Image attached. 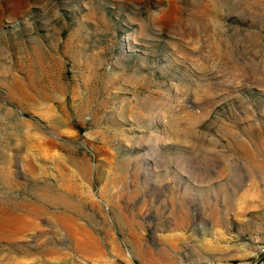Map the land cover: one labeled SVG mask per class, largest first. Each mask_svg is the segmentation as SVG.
Masks as SVG:
<instances>
[{
  "label": "rangeland",
  "instance_id": "374dc122",
  "mask_svg": "<svg viewBox=\"0 0 264 264\" xmlns=\"http://www.w3.org/2000/svg\"><path fill=\"white\" fill-rule=\"evenodd\" d=\"M2 200L4 263L264 264V0H0Z\"/></svg>",
  "mask_w": 264,
  "mask_h": 264
},
{
  "label": "bare ground",
  "instance_id": "6f19581e",
  "mask_svg": "<svg viewBox=\"0 0 264 264\" xmlns=\"http://www.w3.org/2000/svg\"><path fill=\"white\" fill-rule=\"evenodd\" d=\"M25 204L26 205L22 206L25 209L24 213H22L21 210H19L20 208H17L19 205H16L17 207L14 205L10 206L9 204L7 205V203L3 202V200L0 201V243L10 242L12 240L15 242V239L22 236L24 232L34 228V218L39 213V207L34 203ZM2 254L3 252H0V264H9V262L6 261L4 263ZM15 263L18 264L17 261H15Z\"/></svg>",
  "mask_w": 264,
  "mask_h": 264
},
{
  "label": "built area",
  "instance_id": "2783aa9c",
  "mask_svg": "<svg viewBox=\"0 0 264 264\" xmlns=\"http://www.w3.org/2000/svg\"><path fill=\"white\" fill-rule=\"evenodd\" d=\"M264 252L263 250H261V253Z\"/></svg>",
  "mask_w": 264,
  "mask_h": 264
}]
</instances>
